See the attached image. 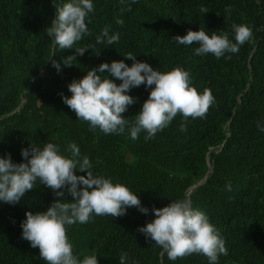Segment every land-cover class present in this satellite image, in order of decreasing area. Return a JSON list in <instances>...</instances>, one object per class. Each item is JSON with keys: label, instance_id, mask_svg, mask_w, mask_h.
<instances>
[{"label": "trees", "instance_id": "obj_1", "mask_svg": "<svg viewBox=\"0 0 264 264\" xmlns=\"http://www.w3.org/2000/svg\"><path fill=\"white\" fill-rule=\"evenodd\" d=\"M66 2L0 0V157L25 162L21 149H42L47 143L71 157L68 146L75 143L81 158H89L94 176L126 186L148 209L145 214L128 207L119 217L93 214L85 224L66 226L73 254L80 260L96 255L98 264H120L122 253H127L125 264H209L201 254L169 260L138 230L153 220L154 207L187 200L208 216L225 241L227 255L216 264H264V132L257 126H264V0H92L93 11L86 17L90 35L73 49L61 50L47 29ZM201 7L209 11L201 13ZM233 24L247 25L253 38L238 53L220 58L196 55L199 45L171 40L202 29L226 33L235 42ZM105 26L110 35L119 34L118 42L96 44ZM79 47L88 48L78 55ZM127 53L162 72L174 67L188 71L191 84L201 93L210 89L215 98L206 117L189 118L187 130L180 131L183 118L177 115L147 141L146 132L133 140L127 128L123 134H104L77 119L62 99L61 94L71 96L68 84L102 62L123 60L131 66ZM69 55L76 60L65 66ZM52 60L61 65L59 71ZM99 75L121 83L111 74ZM150 90L143 84L131 88L128 95L135 102L122 115L134 120ZM62 191L63 197H57L37 180L19 202L0 201V264H47L39 249L22 238L21 223L27 211L72 199L66 188Z\"/></svg>", "mask_w": 264, "mask_h": 264}, {"label": "clouds", "instance_id": "obj_2", "mask_svg": "<svg viewBox=\"0 0 264 264\" xmlns=\"http://www.w3.org/2000/svg\"><path fill=\"white\" fill-rule=\"evenodd\" d=\"M135 2L131 0V3ZM93 7L92 0H70L56 10L47 34L61 50L73 49V45L84 35H90L86 17ZM127 10H131L130 4ZM208 11L206 7L200 9L201 13ZM116 23L122 25L123 20L118 18ZM232 28L235 42L226 33L209 34L202 29L188 30L185 35H175L171 40L181 45H199L195 48L196 55L211 54L220 58L225 53H238L240 46L253 38L247 25L233 24ZM109 32V27L105 26L96 36V44L118 42L119 34L110 35ZM87 48H76L75 53L83 55ZM124 56L133 61L131 66L123 60H113L110 64L102 62L98 67L89 69L79 80L74 79L68 84L71 96L61 94L63 102L76 118L86 121L92 128H98L104 134H123L127 128L133 140L138 139L141 132H146L144 138L147 141L168 127L177 115L183 118L180 131H186L189 118H205L215 103L210 89L199 92L191 84L189 72L183 68L174 67L162 72L146 62L137 61L132 53ZM73 60H76L75 55L66 56L63 64L71 66ZM52 64L57 71L60 70L61 65L56 60H52ZM99 73L111 74L121 83L116 84L107 75L102 78ZM141 84L151 90L134 115V120L129 121L122 115L135 102L128 91ZM257 126L264 132V126L259 122ZM68 150L71 157L60 154L57 145L47 143L42 149L33 145L30 149H21L25 162L13 163L10 156L0 157V201L10 204L19 202L26 192L34 188L37 180L51 188L57 197H63L62 190L66 188L71 200L56 199L44 211L25 213L26 218L21 223L22 238L31 247L39 249V257L47 264H98L96 255L80 260L73 254L66 226L77 222L85 224L93 214L119 217L126 214L128 207H136L145 214L148 209L141 206L138 196L126 186L94 176L89 158H81L75 143L70 144ZM76 169L87 175L75 174ZM228 187L231 190V186ZM152 212L153 220L138 230L161 247L169 260L201 254L207 257L209 264H216L220 255H227L225 241L218 229L203 211L193 208L189 201L178 200L161 208L154 207ZM127 258V253H122L120 264H125Z\"/></svg>", "mask_w": 264, "mask_h": 264}, {"label": "water", "instance_id": "obj_3", "mask_svg": "<svg viewBox=\"0 0 264 264\" xmlns=\"http://www.w3.org/2000/svg\"><path fill=\"white\" fill-rule=\"evenodd\" d=\"M203 179H204V177L200 181H198L197 183L193 184L192 187L197 185V184H199V183H201L203 181Z\"/></svg>", "mask_w": 264, "mask_h": 264}]
</instances>
